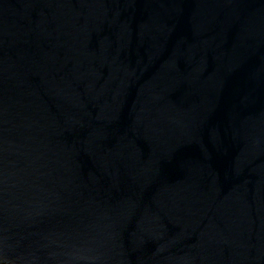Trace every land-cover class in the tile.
<instances>
[{
    "label": "water",
    "instance_id": "water-1",
    "mask_svg": "<svg viewBox=\"0 0 264 264\" xmlns=\"http://www.w3.org/2000/svg\"><path fill=\"white\" fill-rule=\"evenodd\" d=\"M0 264H264V0H0Z\"/></svg>",
    "mask_w": 264,
    "mask_h": 264
}]
</instances>
